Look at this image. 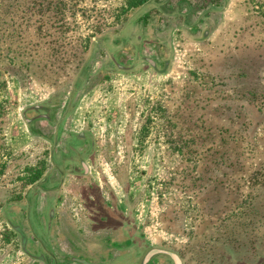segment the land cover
<instances>
[{"label": "rangeland", "instance_id": "374dc122", "mask_svg": "<svg viewBox=\"0 0 264 264\" xmlns=\"http://www.w3.org/2000/svg\"><path fill=\"white\" fill-rule=\"evenodd\" d=\"M130 1L0 0V264H39V245L66 264L84 230L90 264H132L127 246L135 264H264V0ZM52 97L96 155L39 239L30 201L55 164L23 118Z\"/></svg>", "mask_w": 264, "mask_h": 264}, {"label": "flooded vegetation", "instance_id": "af4514ba", "mask_svg": "<svg viewBox=\"0 0 264 264\" xmlns=\"http://www.w3.org/2000/svg\"><path fill=\"white\" fill-rule=\"evenodd\" d=\"M133 39L134 38H132V40ZM137 47L138 45L134 42L131 44V48L135 52H137ZM135 54L136 53H134V56ZM112 58L115 60L113 64H115L116 68H118L117 70L120 73H130L129 71H126L124 69V64L120 63L116 55H113ZM57 100L58 97H52L50 100H48V102L46 101L36 106L35 108L26 110L23 118L26 124V129L30 131L32 137L40 139L48 145L47 149L50 152L49 159L55 164V171L49 173V175L45 178L44 181L42 180L43 182L41 183H43L44 186L52 185V187L57 186V184L55 183H50V180L54 175H56L58 179H63L65 175L71 176L73 178L81 176L83 178H86L90 173L88 164L91 158L94 156L96 144L87 131H84L80 128L77 131H73L71 127H67L66 123L70 118V112H68L69 105L65 104V102V106L61 107V103L57 102ZM30 113L32 116H28ZM50 201L51 200H48L47 198H42L40 200H37V202L36 199H32L30 201L29 213L31 214L29 215H32L35 221V227H32V232L35 234V238L41 239L45 235V231H51V222L53 220L55 211ZM43 222V228L45 229V231L41 225V223ZM127 233L129 234L130 231H127ZM54 235L58 237L57 234ZM131 247L132 246H127V248L123 249L122 252L126 253L127 259L132 256V264H135V251L133 247ZM56 249L57 248H53V246L42 247L39 245L37 248L38 263L44 264L45 254H47L49 259H51L54 264L57 260L55 256ZM154 254H162V256L167 255V253L163 251L156 253L150 252V254L146 253L143 264H149V259ZM171 255L172 254H169V256ZM78 263L84 264L81 262Z\"/></svg>", "mask_w": 264, "mask_h": 264}, {"label": "crops", "instance_id": "0c3cea01", "mask_svg": "<svg viewBox=\"0 0 264 264\" xmlns=\"http://www.w3.org/2000/svg\"><path fill=\"white\" fill-rule=\"evenodd\" d=\"M94 155H96V152L94 151ZM78 179H79V177H77ZM69 179H75L76 181H81L80 179L79 180H77L76 178H73V177H71V176H68V175H65L64 177H63V179H60L61 180V183H60V185H59V187L58 188H53V189H51L50 188V186L48 185V186H44V184L43 183H41V184H37L38 182H36L34 185H35V188H36V191H42L43 192V194H46L47 193V199L48 200H51L50 201V203H51V205L53 206V209H54V211H55V214H54V218L56 217V215H57V213L58 212H61L60 211V209H59V211L57 210V207L59 206V203L60 202H65L64 201V199H60V197H58V195H60V193H62V190H59L61 187H62V185L67 181V180H69ZM37 181V180H36ZM79 184V183H78ZM59 190V191H58ZM59 193V194H58ZM92 194L91 195H89L88 196V198H85L84 200H83V202L84 203H82L83 204V206L85 207V209H88V210H92L93 212H94V214H92V217H90V219H88V222L89 223H92L93 225H97L98 223H101V222H103V221H105L106 219H103L102 217L101 218H99L100 217V215L99 214H97L96 213V211L94 210V204L96 203V205H98V197H96L94 194L96 193V192H91ZM100 192H98V194H99ZM97 195V194H96ZM100 195V194H99ZM100 197V196H99ZM61 206H62V204H61ZM60 207V206H59ZM101 207H103V209L105 210V211H107V213L108 214H110V217H111V220L115 217V215H114V211L112 212V208H111V213L110 212H108V206L107 205H105L103 202H102V204H101ZM111 207V206H110ZM56 210L58 211L57 213H56ZM94 217V218H93ZM99 218V219H98ZM86 221V220H85ZM109 221V220H108ZM88 222H86V223H88ZM112 222V221H111ZM113 223V222H112ZM111 223V224H112ZM107 228H109V227H107ZM111 229H113V228H111ZM95 233H94V235H93V237L96 239V237H97V235H99L100 233H98V229H97V232L96 231H94ZM82 235H80V236H77V234L75 233V235L76 236H73L72 234V236L73 237H70V239L72 240V243H73V245H72V251L74 252V254H78L79 255V257H76V258H69V257H65V259L66 260H68V261H66L67 263L66 264H79L78 262H81V263H84V264H90V254L91 253H89V251H88V249H94V250H96V251H99V250H101L102 248L100 247L99 248V246H98V244L96 243V242H86L85 243V245H84V241H82L81 239H85L86 238V230H84L82 233H81ZM79 238V239H78ZM77 240H79L80 242H81V244L79 245V247H73L75 244H76V241ZM95 241V240H94ZM108 242H109V247H106V251H105V253L104 252H102V255H104V254H111L114 250H115V248H114V245H116L117 243H118V240L116 241V244H115V242H114V239H113V237L112 238H110V240H108ZM119 244V243H118ZM117 244V245H118ZM81 245H83L84 247H83V249L81 248ZM52 247V246H51ZM53 248H57V246L55 245V246H53ZM59 248V247H58ZM75 248V249H74ZM56 250H58V249H56ZM56 250H55V252H56ZM38 251V250H37ZM56 254V253H55ZM57 254H59L60 256H62L63 257V255L61 254V253H57ZM70 254V253H69ZM72 254V253H71ZM47 255V254H46ZM71 256H73L74 257V255H71ZM111 264H114V262H111Z\"/></svg>", "mask_w": 264, "mask_h": 264}, {"label": "trees", "instance_id": "16d2710c", "mask_svg": "<svg viewBox=\"0 0 264 264\" xmlns=\"http://www.w3.org/2000/svg\"><path fill=\"white\" fill-rule=\"evenodd\" d=\"M156 0H131L128 4V7H127V10L129 11H132V10H137L136 12L138 11H142L144 10L145 8H147L148 6H153L154 9H156L157 11H159L161 9H163L162 7L165 6V4L163 2H161V4L159 3H156L155 2ZM164 4V5H163ZM129 20V19H128ZM127 20V21H128ZM126 21V22H127ZM162 61V60H161ZM169 62V60H167V63ZM152 69H155V71H157L158 67H157V64L156 62H151V61H148L147 62ZM166 63V65H167ZM159 71V70H158ZM160 72V71H159Z\"/></svg>", "mask_w": 264, "mask_h": 264}, {"label": "water", "instance_id": "95a60500", "mask_svg": "<svg viewBox=\"0 0 264 264\" xmlns=\"http://www.w3.org/2000/svg\"><path fill=\"white\" fill-rule=\"evenodd\" d=\"M171 259L173 260L174 264H181L180 259L176 255L172 254Z\"/></svg>", "mask_w": 264, "mask_h": 264}]
</instances>
